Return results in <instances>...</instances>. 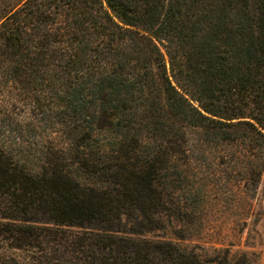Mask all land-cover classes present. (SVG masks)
Instances as JSON below:
<instances>
[{"label": "trees", "instance_id": "trees-1", "mask_svg": "<svg viewBox=\"0 0 264 264\" xmlns=\"http://www.w3.org/2000/svg\"><path fill=\"white\" fill-rule=\"evenodd\" d=\"M263 177L264 0H0V264H259Z\"/></svg>", "mask_w": 264, "mask_h": 264}, {"label": "rangeland", "instance_id": "rangeland-1", "mask_svg": "<svg viewBox=\"0 0 264 264\" xmlns=\"http://www.w3.org/2000/svg\"><path fill=\"white\" fill-rule=\"evenodd\" d=\"M25 118L26 112H22L21 119ZM201 216L199 233L182 242L184 246L194 248L201 255L212 254L215 249H229L232 255L254 252L259 264H264V177L256 198L250 203L244 198L223 205L212 201ZM171 233L155 235L171 237Z\"/></svg>", "mask_w": 264, "mask_h": 264}]
</instances>
